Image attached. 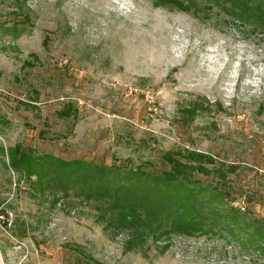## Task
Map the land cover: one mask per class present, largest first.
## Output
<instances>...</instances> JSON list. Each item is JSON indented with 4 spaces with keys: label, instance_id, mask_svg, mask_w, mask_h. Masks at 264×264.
Here are the masks:
<instances>
[{
    "label": "rangeland",
    "instance_id": "rangeland-1",
    "mask_svg": "<svg viewBox=\"0 0 264 264\" xmlns=\"http://www.w3.org/2000/svg\"><path fill=\"white\" fill-rule=\"evenodd\" d=\"M192 9L0 0V264H264L219 237L127 251L126 234L97 221L95 201L9 165L17 144L145 172L164 168L167 151L203 153L209 174L192 177L264 219V26L208 0ZM65 104L75 116L57 115Z\"/></svg>",
    "mask_w": 264,
    "mask_h": 264
},
{
    "label": "trees",
    "instance_id": "trees-1",
    "mask_svg": "<svg viewBox=\"0 0 264 264\" xmlns=\"http://www.w3.org/2000/svg\"><path fill=\"white\" fill-rule=\"evenodd\" d=\"M208 1L223 6L238 20L255 17L264 26V0ZM152 4L197 15L192 9L193 0H152ZM25 64L33 65L30 61ZM194 109L186 110L188 116ZM72 114L75 116L72 104H65L57 113L62 118ZM162 157L164 168L145 172L84 159L64 160L51 154L34 157L19 144L8 149L13 170L23 171L28 178L37 177L40 185L45 181L60 187L65 194L68 189H75L77 194L95 201L97 221L113 233L124 232L127 251L143 250L151 240L162 252L169 247L172 235H181L219 237L228 243L238 242L242 253L252 248L264 256V219L228 205L223 201L227 192L214 186L204 187L192 177L193 171L209 174L210 169L202 165V160L213 163L210 156L167 151ZM191 161L199 163L193 165ZM212 170L220 179L225 178L219 168ZM229 170L235 171V166ZM45 177L48 180H43Z\"/></svg>",
    "mask_w": 264,
    "mask_h": 264
},
{
    "label": "built area",
    "instance_id": "built-area-1",
    "mask_svg": "<svg viewBox=\"0 0 264 264\" xmlns=\"http://www.w3.org/2000/svg\"><path fill=\"white\" fill-rule=\"evenodd\" d=\"M238 205L240 206L241 209H244V201L243 200L240 201Z\"/></svg>",
    "mask_w": 264,
    "mask_h": 264
}]
</instances>
